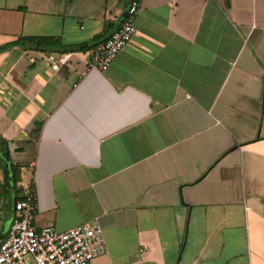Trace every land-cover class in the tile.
<instances>
[{"label":"crops","instance_id":"0c3cea01","mask_svg":"<svg viewBox=\"0 0 264 264\" xmlns=\"http://www.w3.org/2000/svg\"><path fill=\"white\" fill-rule=\"evenodd\" d=\"M131 1L0 0V190L14 166L38 228L99 223L92 264H264V0H140L89 70ZM99 36L59 71L45 54L69 52L16 43ZM18 196L0 193V245Z\"/></svg>","mask_w":264,"mask_h":264},{"label":"built area","instance_id":"2783aa9c","mask_svg":"<svg viewBox=\"0 0 264 264\" xmlns=\"http://www.w3.org/2000/svg\"><path fill=\"white\" fill-rule=\"evenodd\" d=\"M140 10L141 1L132 0L122 25L92 50L89 70L105 72L110 68L136 34L135 19ZM73 53L51 52L44 58L53 71H59L69 64ZM16 188L19 196L13 203L15 215L10 229L0 245V264H92L107 254L104 231L99 223H84L67 231H59L54 226L38 228L34 184L18 182Z\"/></svg>","mask_w":264,"mask_h":264},{"label":"trees","instance_id":"16d2710c","mask_svg":"<svg viewBox=\"0 0 264 264\" xmlns=\"http://www.w3.org/2000/svg\"><path fill=\"white\" fill-rule=\"evenodd\" d=\"M101 36L95 38L93 44H83V45H63L58 38L53 37H31V38H21L16 43L28 42L33 45L37 50H58L61 52H83L89 49H93L96 46V42L101 40ZM8 157V151L3 148L2 155L0 157V165L2 166V161ZM3 169L5 171V183L1 187L0 193L2 194V189L5 188V195H7V191L14 184V188L17 190L16 185L19 182V176L16 167L12 166L8 168L5 164L3 165ZM11 172L14 173L11 176ZM16 172V173H15Z\"/></svg>","mask_w":264,"mask_h":264}]
</instances>
